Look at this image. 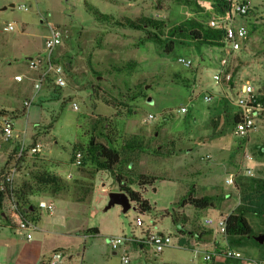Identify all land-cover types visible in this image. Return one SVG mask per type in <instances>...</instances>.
Listing matches in <instances>:
<instances>
[{"label":"rangeland","instance_id":"rangeland-1","mask_svg":"<svg viewBox=\"0 0 264 264\" xmlns=\"http://www.w3.org/2000/svg\"><path fill=\"white\" fill-rule=\"evenodd\" d=\"M216 1L0 0V116L12 122L24 145L41 150L23 154L12 195L1 200L3 213L10 204L31 206L22 216L38 222L37 229L27 241L8 218L1 219L0 264H32L36 255L37 264H47L55 251L62 254L56 264H264V239L255 240L264 234V218L253 214L246 215L249 238L216 234V248L207 247L213 230L205 219L225 217L241 198L264 204L253 184L264 179V113L245 139L233 137L231 121L235 84L253 79L264 97V0H246L249 13L232 18L247 39L226 69L227 85L212 80L223 57L219 48L188 31L206 30L218 14ZM144 18L158 22L160 30L128 26ZM50 27L61 35L53 53L64 67L65 86L35 92L36 73L26 60L44 51ZM179 58L191 65L183 67ZM90 139L119 152L116 172L98 170L87 157L72 166L73 151L83 154ZM1 159L0 171L13 160L10 154ZM115 174L150 206L137 211V226L134 213L106 208L108 195L119 191ZM139 174L155 181L138 188ZM228 178L231 184L224 183ZM190 187L194 197L212 198L213 207L181 204ZM38 200L51 202L52 212H37ZM154 232L171 237L159 254L134 243ZM123 236L133 241L110 249L108 240ZM226 249L240 258L225 257Z\"/></svg>","mask_w":264,"mask_h":264},{"label":"built area","instance_id":"built-area-1","mask_svg":"<svg viewBox=\"0 0 264 264\" xmlns=\"http://www.w3.org/2000/svg\"><path fill=\"white\" fill-rule=\"evenodd\" d=\"M227 9L224 13L217 14L213 16L208 22L206 27L214 30H219L222 33L221 44L219 50L222 54L221 60L218 62L219 70L214 74L212 80L214 83H221L227 85L231 82V74L229 71H226L227 67L230 64V60L237 55L241 50L243 43L247 39V33L242 27L234 26L235 17H245L249 13V7L246 0H222ZM23 10L25 8L20 7ZM8 29H12V25H8ZM60 32L58 29L50 27L49 35L44 41V51L41 54H38L34 57H29L26 60L28 68L34 70L36 73V82L33 85L35 92L44 88H63L65 86V77H64V67L58 62V58L54 55L53 50L60 45ZM177 61L183 67H189L191 62L185 60L184 58H179ZM15 81H21V76H15ZM237 88L236 99L233 102V106L236 108L235 122L232 124V135L235 138L245 139L248 133L254 129L259 118L264 113V97L257 93V89L254 85V80H244L235 84ZM211 96L205 94L204 101L208 102ZM73 107L76 108V105L73 104ZM181 112H185L184 108L180 109ZM147 118H152L151 115H148ZM14 128L12 122L3 114L0 116V163L2 162L1 158L5 155L10 154L13 158L11 164L6 166V169L0 171V195L1 197L12 195L13 185V175L15 174V168L20 164L19 160L23 157V154L27 156H32L39 153L40 145L34 144L31 145L28 143L24 145L23 139L19 140L16 133L14 134ZM15 141V142H14ZM12 143H14L12 145ZM10 146V147H9ZM9 147V149H8ZM83 154L79 151H73V162L72 166H79L82 160ZM4 166V161H3ZM248 174V171L245 172ZM65 177V178H64ZM70 177V174L67 176L61 175L60 178L67 179ZM225 184H231V178H228L224 181ZM2 200V198H1ZM35 209L37 212H44L49 214L53 210V204L49 201L38 200L35 203ZM20 209V210H19ZM17 208L15 205L10 204L9 209L6 213L1 212V201H0V220L6 219L14 224L16 232L24 237L25 240L31 239V233L37 229V224L33 221H28L22 215L28 210L32 212L31 206H25L24 208ZM137 207L135 204H130L129 209L125 212L134 213L133 223L138 225L141 223L139 218L140 214L137 212ZM1 223V222H0ZM205 226H212L215 233L220 236H225V217L218 218L216 221L212 219H205L203 221ZM126 241L132 242L133 238L126 239L123 237H117L114 239L108 240L107 244L110 249L115 250L117 247L123 245ZM134 243L142 248V246L147 245L152 248L153 254H159L163 248L170 246L171 237L169 234H163L159 232L147 233L134 239ZM225 257L240 258V254L233 252L232 250L226 249L222 251ZM62 258V254L59 251H55L51 254L50 260L47 264H56ZM205 261L210 260V255L205 254L203 257ZM122 263H127V257L122 255L120 257ZM258 264V263H254Z\"/></svg>","mask_w":264,"mask_h":264},{"label":"trees","instance_id":"trees-1","mask_svg":"<svg viewBox=\"0 0 264 264\" xmlns=\"http://www.w3.org/2000/svg\"><path fill=\"white\" fill-rule=\"evenodd\" d=\"M227 9L226 4L222 0H217L215 5V10L218 14L224 13ZM88 10V9H87ZM95 19L100 16L99 13L94 9L91 12ZM189 22L183 23L177 28V30H184ZM195 26V24L193 23ZM128 26L134 29H142L144 26L152 28L154 30H160L159 23L152 21L150 19L144 18L139 20L137 23H128ZM198 26V25H197ZM206 30L201 29V27L189 29V35L194 38V40H209V42L215 46L220 47L222 33L219 30L210 29L208 27ZM235 114L232 116V124L235 122ZM84 158L90 159L94 166L99 170L116 172L118 164L120 162L119 152L113 148L106 147L99 143H94L93 139H90L87 146L84 148L83 153ZM82 157V159H83ZM114 180L118 186V190L127 195L130 203L135 204L139 213H144L150 209L148 202L142 198L141 193L134 191L129 188L126 180L118 174L114 175ZM155 178L148 177L144 174H139L137 176L136 186L138 188L152 185ZM46 183L49 181L45 179ZM254 188L261 191L264 194V179L263 180H253ZM0 195V201H1ZM240 203L225 216V236L235 237V238H249L251 236L252 230L247 222L248 214L256 215L259 218H264V204L259 203L258 205L247 203L243 198L240 199ZM183 205H190L195 209L202 210L208 207H213V199L208 196L194 197L193 187L187 191L185 197L180 200ZM246 202V204H244ZM172 222L177 223L176 218H172ZM93 232L97 233L96 229H92ZM207 264H216L214 260L208 262Z\"/></svg>","mask_w":264,"mask_h":264},{"label":"water","instance_id":"water-1","mask_svg":"<svg viewBox=\"0 0 264 264\" xmlns=\"http://www.w3.org/2000/svg\"><path fill=\"white\" fill-rule=\"evenodd\" d=\"M130 204L131 203L125 193L116 191L108 195V202L106 208H110L111 206L117 205L120 207L121 211L125 213L129 209ZM263 239L264 234L255 238V240L259 243H261Z\"/></svg>","mask_w":264,"mask_h":264},{"label":"crops","instance_id":"crops-1","mask_svg":"<svg viewBox=\"0 0 264 264\" xmlns=\"http://www.w3.org/2000/svg\"><path fill=\"white\" fill-rule=\"evenodd\" d=\"M246 2L248 3V1H246ZM37 223H38V222H37ZM37 223H36V224H37ZM206 230H207V229H206ZM212 230H213V232H211L209 235H206V236H208V237H209V240H210L209 243H208V245H207V247H210V248L213 249V248H216V246H217V245L215 244V243H216V239L219 240V241H220L221 239H220V237H218V235L216 236V233H215L214 228H212ZM207 231H208V230H207ZM221 238H222V237H221ZM222 241H223V240H222ZM221 246H222V245H221ZM38 257H39V256L36 255V257L33 259L32 264H37V262H39Z\"/></svg>","mask_w":264,"mask_h":264}]
</instances>
